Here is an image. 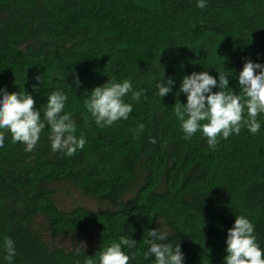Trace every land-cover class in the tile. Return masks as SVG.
Masks as SVG:
<instances>
[{
  "label": "trees",
  "instance_id": "16d2710c",
  "mask_svg": "<svg viewBox=\"0 0 264 264\" xmlns=\"http://www.w3.org/2000/svg\"><path fill=\"white\" fill-rule=\"evenodd\" d=\"M246 59L264 63V0H206L203 9L196 0H0V87L26 90L38 109L62 90L76 135L86 139L66 157L51 150L47 128L31 152L4 130L0 258L10 237L12 264H84L126 236L137 241L123 249L128 264H154V256L144 258L145 232L159 221L166 242L180 244L184 264H223L227 230L241 214L264 249V116L255 135L242 127L210 150L199 132L184 139L173 111L186 103L176 93L193 71L222 72L241 94L236 76ZM168 77L172 91L160 98L156 83ZM109 78L128 79L143 95L125 97L133 104L128 119L98 128L83 107L85 90ZM59 182L102 207L60 208L52 188ZM86 230L83 250L73 238Z\"/></svg>",
  "mask_w": 264,
  "mask_h": 264
},
{
  "label": "clouds",
  "instance_id": "9594fccd",
  "mask_svg": "<svg viewBox=\"0 0 264 264\" xmlns=\"http://www.w3.org/2000/svg\"><path fill=\"white\" fill-rule=\"evenodd\" d=\"M196 7L205 8L206 0H196ZM217 73L216 77L208 71H193L184 75L176 95L183 93L186 103L176 102L173 109L184 139L190 140L199 132L206 139L210 150L216 149L220 139L227 140L230 135H239L242 127L255 135L261 128L257 117L264 116V63L251 59L244 61L236 76L241 94H236L229 87L227 75ZM73 75L74 86L79 88V74ZM35 79L41 83L42 77L37 75ZM173 84L171 77L158 81L157 95L160 98L166 96L172 91ZM33 88L35 91L38 86L34 85ZM85 92L83 107L98 128L110 127L118 120L128 119L133 104L126 102L125 97L139 102L143 95V89L134 90L130 80L118 81L113 78ZM67 99L62 90H53L38 109L33 95L26 90L9 92L0 87V147L4 145V130H7L12 143H21L24 151L31 152L47 128V138L53 152H62L66 157H71L77 150H83L86 139L82 133L76 135L77 125L72 113L65 111ZM143 130L144 125L141 123L137 126V133ZM151 142L155 143V140ZM157 223L158 228L146 229L147 239L144 243L147 250L144 251V258L154 256V264H184L180 244L167 243L169 234L162 230L159 221ZM136 243L135 239L121 236L118 241L100 248L95 254L96 260L88 258L84 264H128L130 256L123 249L126 247L130 250ZM225 245L223 264H264V249L257 241L254 224L243 214L235 215L233 225L227 230ZM82 246L84 250L83 242ZM2 251L4 255L0 258V264H12L16 255L14 240L5 237ZM73 251L79 255L80 246Z\"/></svg>",
  "mask_w": 264,
  "mask_h": 264
},
{
  "label": "rangeland",
  "instance_id": "374dc122",
  "mask_svg": "<svg viewBox=\"0 0 264 264\" xmlns=\"http://www.w3.org/2000/svg\"><path fill=\"white\" fill-rule=\"evenodd\" d=\"M52 188L55 191V201L60 208L69 209L74 205L80 204L90 209H96L102 207L98 201L89 198L88 196L82 194L80 190L72 186L69 183L59 182L53 184ZM90 232L82 231L74 236V240H79L82 245H88L90 243ZM71 240L64 241L65 245L69 244Z\"/></svg>",
  "mask_w": 264,
  "mask_h": 264
}]
</instances>
